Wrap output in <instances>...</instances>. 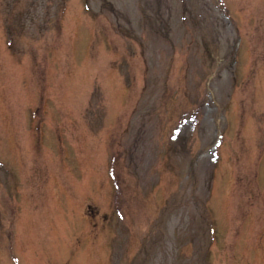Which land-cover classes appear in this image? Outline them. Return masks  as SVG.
I'll return each instance as SVG.
<instances>
[{
	"label": "rangeland",
	"instance_id": "obj_1",
	"mask_svg": "<svg viewBox=\"0 0 264 264\" xmlns=\"http://www.w3.org/2000/svg\"><path fill=\"white\" fill-rule=\"evenodd\" d=\"M0 264H264V0H0Z\"/></svg>",
	"mask_w": 264,
	"mask_h": 264
}]
</instances>
